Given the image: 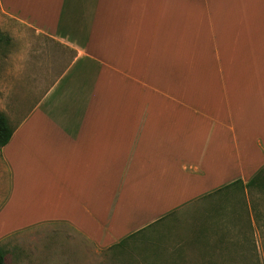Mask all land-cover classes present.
<instances>
[{"label":"crops","instance_id":"0c3cea01","mask_svg":"<svg viewBox=\"0 0 264 264\" xmlns=\"http://www.w3.org/2000/svg\"><path fill=\"white\" fill-rule=\"evenodd\" d=\"M0 6L70 54L0 148V220L25 214L9 232L63 222L112 246L264 166V0Z\"/></svg>","mask_w":264,"mask_h":264},{"label":"rangeland","instance_id":"374dc122","mask_svg":"<svg viewBox=\"0 0 264 264\" xmlns=\"http://www.w3.org/2000/svg\"><path fill=\"white\" fill-rule=\"evenodd\" d=\"M68 53L48 38L40 40L35 28L0 6V113L6 115L11 126L29 114L62 74L70 59ZM9 185L8 167L0 153V208ZM227 195L222 191L181 206L142 229L124 248L97 243L63 222L9 232L25 218L23 213H14L11 221L0 220L4 264H185L184 260L199 264L207 252L216 261L233 255L240 259L239 264H264V192L236 189L228 201L223 198ZM243 205L255 210L252 231L243 226L242 217L234 219L245 208ZM199 231L210 242L206 250L193 243ZM180 248L185 254L183 260Z\"/></svg>","mask_w":264,"mask_h":264},{"label":"trees","instance_id":"16d2710c","mask_svg":"<svg viewBox=\"0 0 264 264\" xmlns=\"http://www.w3.org/2000/svg\"><path fill=\"white\" fill-rule=\"evenodd\" d=\"M13 134V128L9 123L8 118L6 117V115L4 113H0V148H2L3 146H5L11 139V136ZM241 190L242 192H244L246 189H257L261 192H264V166L262 168H260L255 174L254 176L248 181V182H243L241 179L235 180L234 182L222 186L218 189H216L215 191L208 193L207 195L199 198V199H203L204 197H209V196H213L215 194H219L222 191H224V193H228L227 197H224V199H226L228 201V198L231 197V191L232 190ZM245 206V208H243V210L239 213V215L234 216V219L239 220L241 217L244 220V227L246 226V228L248 227L249 230H251V228L253 227L252 222H253V214H254V209L250 210V208L247 207V205H243ZM253 211V212H252ZM166 217V216H165ZM236 221V220H234ZM140 231L139 230L135 233L130 234L129 236H127L126 238L122 239L120 242L112 245L109 248H114V247H118L121 246L123 247L125 244H127V242H129V240L131 238H133L134 236H136ZM252 231V230H251ZM141 233V232H140ZM246 234H247V230H246ZM254 234V233H253ZM193 243H199L201 244L202 248H204L203 250L208 249V246L210 245V242L208 240V237L205 236V234L202 231H199V233H197L194 237H193ZM239 246H243L241 244V240H239ZM206 243V244H204ZM124 248V247H123ZM5 257H6V252L4 250V248L2 246H0V264H4L5 262ZM147 255H144L143 258L146 259ZM179 257L181 260L184 259L185 254L182 252V248H180L179 251ZM212 256H208V252L203 254V257L201 258L202 262H200L199 264H239V260L238 258L234 257L233 255L227 256L226 258L222 259L221 261H216L213 258H211ZM185 264H188V262L186 260H184ZM207 262V263H205ZM134 264V263H131ZM136 264V263H135ZM140 264H143L140 262Z\"/></svg>","mask_w":264,"mask_h":264}]
</instances>
